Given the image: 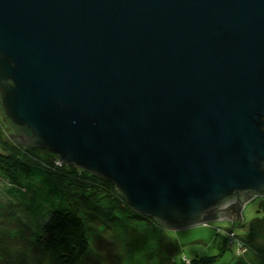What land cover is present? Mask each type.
Returning <instances> with one entry per match:
<instances>
[{
	"label": "water",
	"instance_id": "95a60500",
	"mask_svg": "<svg viewBox=\"0 0 264 264\" xmlns=\"http://www.w3.org/2000/svg\"><path fill=\"white\" fill-rule=\"evenodd\" d=\"M0 106L167 229L237 219L264 196V0H0Z\"/></svg>",
	"mask_w": 264,
	"mask_h": 264
},
{
	"label": "rangeland",
	"instance_id": "374dc122",
	"mask_svg": "<svg viewBox=\"0 0 264 264\" xmlns=\"http://www.w3.org/2000/svg\"><path fill=\"white\" fill-rule=\"evenodd\" d=\"M12 134L0 114V151L6 142H12ZM48 153L35 152L44 159L51 157ZM112 187L110 196L99 190L91 194L90 187L81 189L88 194L82 207L90 247L78 264H264L252 245L250 249L243 245L245 249L241 247L238 255L239 241L231 236L248 235V244L254 241L264 247V196L256 195L246 202L237 219L220 217L163 229L139 212L141 216H131L125 198L115 184ZM13 217L14 210L0 203V264H58L53 255L44 254L22 228L15 226Z\"/></svg>",
	"mask_w": 264,
	"mask_h": 264
},
{
	"label": "trees",
	"instance_id": "16d2710c",
	"mask_svg": "<svg viewBox=\"0 0 264 264\" xmlns=\"http://www.w3.org/2000/svg\"><path fill=\"white\" fill-rule=\"evenodd\" d=\"M0 114L13 130L12 142H6L0 151V203L14 210L15 226L22 228L44 254L53 255L58 264H78L90 247L86 210L82 207L87 193L81 189L90 187L91 194L99 190L110 196L115 183L99 173L62 164L59 156L47 149L20 143L14 134L29 130L16 129L4 117L1 106ZM44 150L51 157L44 159L35 154ZM108 182L112 185H107ZM125 201L128 203L126 198ZM128 205L131 216L142 215ZM146 217L152 218L154 225L167 229L156 218ZM231 236L239 241L238 255L243 245L249 249L252 245L264 262V247L254 241L248 244V235Z\"/></svg>",
	"mask_w": 264,
	"mask_h": 264
},
{
	"label": "built area",
	"instance_id": "2783aa9c",
	"mask_svg": "<svg viewBox=\"0 0 264 264\" xmlns=\"http://www.w3.org/2000/svg\"><path fill=\"white\" fill-rule=\"evenodd\" d=\"M243 249H245L243 246H242Z\"/></svg>",
	"mask_w": 264,
	"mask_h": 264
},
{
	"label": "flooded vegetation",
	"instance_id": "af4514ba",
	"mask_svg": "<svg viewBox=\"0 0 264 264\" xmlns=\"http://www.w3.org/2000/svg\"><path fill=\"white\" fill-rule=\"evenodd\" d=\"M255 197V196H254Z\"/></svg>",
	"mask_w": 264,
	"mask_h": 264
}]
</instances>
